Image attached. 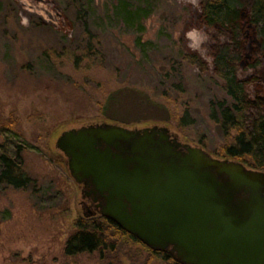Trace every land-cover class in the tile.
Segmentation results:
<instances>
[{
    "label": "rangeland",
    "instance_id": "374dc122",
    "mask_svg": "<svg viewBox=\"0 0 264 264\" xmlns=\"http://www.w3.org/2000/svg\"><path fill=\"white\" fill-rule=\"evenodd\" d=\"M113 1L93 0L81 23L76 10L88 0H0V153L19 150L32 179L24 190L0 184V264H105L97 252L64 254L86 210L55 146L62 131L156 124L213 156L230 141L210 116L225 97L221 81L181 57L192 51L207 60L216 34L201 22L199 0H155L138 43L136 31L106 16L104 5ZM88 42L97 54L76 65ZM10 115L17 137L1 128ZM114 254L122 264H144L148 256L126 241Z\"/></svg>",
    "mask_w": 264,
    "mask_h": 264
},
{
    "label": "water",
    "instance_id": "95a60500",
    "mask_svg": "<svg viewBox=\"0 0 264 264\" xmlns=\"http://www.w3.org/2000/svg\"><path fill=\"white\" fill-rule=\"evenodd\" d=\"M100 213L184 264H264V171L212 157L168 127L88 123L55 141ZM83 197V194H81Z\"/></svg>",
    "mask_w": 264,
    "mask_h": 264
},
{
    "label": "trees",
    "instance_id": "16d2710c",
    "mask_svg": "<svg viewBox=\"0 0 264 264\" xmlns=\"http://www.w3.org/2000/svg\"><path fill=\"white\" fill-rule=\"evenodd\" d=\"M66 1L81 5L82 0ZM88 1L89 4L76 10V19L81 23L85 13L91 12L93 0ZM154 2L114 0L104 8L106 16L138 33V43ZM198 11L203 25L216 31L206 46L208 59L192 51L182 53L181 57L198 72L210 71L212 79L221 81L225 97L214 102L210 116L230 141L223 143L214 156L228 157L250 168L264 170V0H199ZM96 50L88 42L82 56H75L74 63L77 65L85 57L91 59L97 54ZM15 124L16 119L10 115L2 121L1 128L17 137ZM31 182L22 168L19 150L14 157L0 153L1 185L24 190ZM120 241L141 245L148 252L144 264H153L152 261L184 264L165 251L148 248L101 215L75 222V230L65 241L64 254L97 252L105 264H122L114 254Z\"/></svg>",
    "mask_w": 264,
    "mask_h": 264
},
{
    "label": "flooded vegetation",
    "instance_id": "af4514ba",
    "mask_svg": "<svg viewBox=\"0 0 264 264\" xmlns=\"http://www.w3.org/2000/svg\"><path fill=\"white\" fill-rule=\"evenodd\" d=\"M182 143H185V142H182ZM212 157L220 158V159H227V160H234V159H231V158H228V157H223V156H212ZM234 161H236V160H234ZM245 167L250 168V167H248L246 165H245ZM251 169H253V168H251ZM262 171H264V170H262ZM79 190H80V193L83 194V197H81L80 204L86 210L85 211L86 217H95V216H100V215L103 216L100 213L102 200H100L99 198H96L95 196H93L90 193L88 194V191H89L88 187H86V188L84 187L82 192H81L80 188H79ZM170 250H171V246H169L168 249L164 250V251L167 252L169 255H171L172 253L170 252ZM160 251H163V250H160Z\"/></svg>",
    "mask_w": 264,
    "mask_h": 264
},
{
    "label": "clouds",
    "instance_id": "9594fccd",
    "mask_svg": "<svg viewBox=\"0 0 264 264\" xmlns=\"http://www.w3.org/2000/svg\"><path fill=\"white\" fill-rule=\"evenodd\" d=\"M195 31L196 30H193V33L192 34H190V37L193 35V34H195ZM203 39H207V37H204ZM202 41H197V40H193V44H194V46L195 47H199V44L201 43Z\"/></svg>",
    "mask_w": 264,
    "mask_h": 264
}]
</instances>
